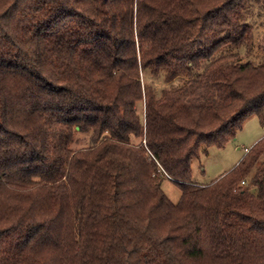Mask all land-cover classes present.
<instances>
[{"label": "trees", "instance_id": "1", "mask_svg": "<svg viewBox=\"0 0 264 264\" xmlns=\"http://www.w3.org/2000/svg\"><path fill=\"white\" fill-rule=\"evenodd\" d=\"M263 13L0 0V264H264V137L211 182L193 176L248 117L264 123Z\"/></svg>", "mask_w": 264, "mask_h": 264}, {"label": "rangeland", "instance_id": "2", "mask_svg": "<svg viewBox=\"0 0 264 264\" xmlns=\"http://www.w3.org/2000/svg\"><path fill=\"white\" fill-rule=\"evenodd\" d=\"M254 48L260 54L264 52V13L257 16L255 20ZM156 82L158 85L161 83L160 80ZM262 137H264V123L256 115L248 117L234 138L223 146H210L207 153H201L194 159V180L199 183H209L223 172L231 170L238 164L247 149ZM160 184L173 202H179L182 195L179 184L165 174L160 176Z\"/></svg>", "mask_w": 264, "mask_h": 264}, {"label": "built area", "instance_id": "3", "mask_svg": "<svg viewBox=\"0 0 264 264\" xmlns=\"http://www.w3.org/2000/svg\"><path fill=\"white\" fill-rule=\"evenodd\" d=\"M244 182V181H243Z\"/></svg>", "mask_w": 264, "mask_h": 264}, {"label": "crops", "instance_id": "4", "mask_svg": "<svg viewBox=\"0 0 264 264\" xmlns=\"http://www.w3.org/2000/svg\"><path fill=\"white\" fill-rule=\"evenodd\" d=\"M224 173V172H223Z\"/></svg>", "mask_w": 264, "mask_h": 264}]
</instances>
